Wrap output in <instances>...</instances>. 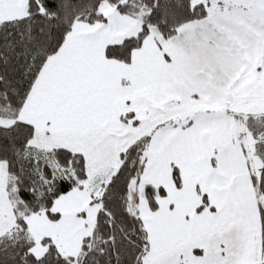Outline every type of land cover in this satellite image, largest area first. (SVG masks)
<instances>
[{
  "label": "snow or ice",
  "instance_id": "1",
  "mask_svg": "<svg viewBox=\"0 0 264 264\" xmlns=\"http://www.w3.org/2000/svg\"><path fill=\"white\" fill-rule=\"evenodd\" d=\"M0 264H264V0H0Z\"/></svg>",
  "mask_w": 264,
  "mask_h": 264
}]
</instances>
